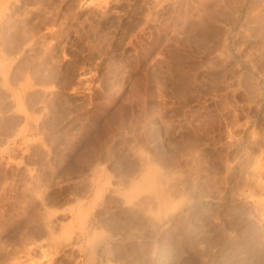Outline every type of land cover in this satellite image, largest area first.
Masks as SVG:
<instances>
[{"label": "rangeland", "instance_id": "374dc122", "mask_svg": "<svg viewBox=\"0 0 264 264\" xmlns=\"http://www.w3.org/2000/svg\"><path fill=\"white\" fill-rule=\"evenodd\" d=\"M155 1L0 0V264H264V0Z\"/></svg>", "mask_w": 264, "mask_h": 264}, {"label": "bare ground", "instance_id": "6f19581e", "mask_svg": "<svg viewBox=\"0 0 264 264\" xmlns=\"http://www.w3.org/2000/svg\"><path fill=\"white\" fill-rule=\"evenodd\" d=\"M145 1H146V0H145ZM152 1H153V0H152ZM156 1H157V0H156ZM156 1H155V3H156ZM192 1H193V0H192ZM199 1H200V0H199ZM240 1H241V0H240ZM247 1H248V0H244L243 2H247ZM257 1L259 2V0H257ZM257 1H256V2H257ZM171 2H172V1H171ZM197 2H198V1H197ZM197 2H196V3H197ZM228 2H230V1H228ZM236 2H238V1H236ZM254 2H255V0H254ZM256 2H255V3H256ZM188 3H189V2H188ZM224 3H225V2H224ZM234 3H235V2H234ZM240 3H241V2H240ZM259 3H260V2H259ZM102 4H103V3H102ZM197 4H198V3H197ZM237 4H238V3H236V5H237ZM260 4H261V6H259V8L261 7L262 9H264V6H262V3H260ZM100 5H101V4H100ZM103 5H104V4H103ZM159 5H162V4H159ZM159 5H158V6H159ZM230 5H231V4H230ZM258 5H259V4H258ZM148 6H149V4H148ZM191 6H192V5H191ZM200 6H201V4H200ZM233 6H234V5H233ZM231 7H232V6H231ZM126 8H127V7H126ZM158 8H159V7H158ZM248 8H249V7H248ZM259 8H257V9H259ZM160 9H161V8H160ZM187 9H189V8H187ZM233 9H234V8H233ZM238 9H239V8H238ZM154 10H155V9H154ZM182 10H183V9H182ZM230 10H231V9H230ZM253 10H254L253 13H252L253 18H254L256 21H258L259 23H260V20H259V19H261V23H264V12H261L262 10H260V11H259V10H255V9H253ZM188 11H189V10H188ZM194 11H195V10H194ZM215 11H216V10H215ZM235 11H238V10H234V12H235ZM251 11H252V10H251ZM158 12H159V11H158ZM247 12H248V10H247ZM201 13H202V12H201ZM204 13H205V11H204ZM206 13H207V12H206ZM236 13H237V12H236ZM238 13H239V12H238ZM238 13H237V14H238ZM168 14H169V13H168ZM184 14H185V13H184ZM208 14H209V13H208ZM247 14H248V13H247ZM132 15H133V14H132ZM176 15H177V14H176ZM206 15H207V14H206ZM230 15H231V14H230ZM153 16H154V15H153ZM215 16H216V15H215ZM234 16H235V15H234ZM249 16H250V15H249ZM252 16H251V18H252ZM200 17H201V16H200ZM208 17H209V15H208ZM208 17H207V18H208ZM210 17H211V16H210ZM212 17H214V16H212ZM224 17H225V16H224ZM194 18H195V17H194ZM196 18H197V17H196ZM204 18H205V17H204ZM207 18H206V19H207ZM214 18H215V17H214ZM249 18H250V17H249ZM253 18H252V20H253ZM209 19H210V18H209ZM215 19H216V21H218L217 18H215ZM230 19H231V18H230ZM247 19H248V18H247ZM150 20H151V19H150ZM198 20H199V18H198ZM200 20H201V18H200ZM200 20H199V21H200ZM207 20H208V19H207ZM210 20H212V19H210ZM210 20H209V21H210ZM226 20H227V18H226ZM165 21H166V20H165ZM195 21H196V20H195ZM219 21H220V20H219ZM243 21H244V19H243ZM214 22H215V20H214ZM253 22H254V21H253ZM145 23H146V22H145ZM147 23H148V22H147ZM154 23H155V22H154ZM205 23H206V21H205ZM205 23H204V24H205ZM223 23H224V22H223ZM259 23H258V24H259ZM167 24H168V23H167ZM201 24H202V22H201ZM210 24H211V23H210ZM231 24H232V22H231ZM251 24H252V23H251ZM251 24H250V25H251ZM254 24H255V22H254ZM256 24H257V23H256ZM256 24H255V25H256ZM258 24H257V25H258ZM207 25H208V24H207ZM252 25H253V24H252ZM259 25H260V24H259ZM148 26H149V25H148ZM253 26H254V25H253ZM164 27H165V26H164ZM169 27H170V26H169ZM246 27H247V26H246ZM246 27H243V28H246ZM256 27H257V26H256ZM199 28H200V27H199ZM201 28H202V27H201ZM208 28H209V27H208ZM215 28H216V27H215ZM243 28H241V29H243ZM260 28H261V27L259 26V31H258V32H260ZM137 29H138V28H137ZM165 29H166V28H165ZM196 29H197V28H196ZM227 29H228V28H227ZM238 29H239V28H238ZM256 29H257V28H256ZM50 30H51V29H50ZM244 30H245V29H244ZM254 30H255V29H254ZM143 31H144V30H143ZM205 31H206V30H205ZM205 31H204V33H205ZM210 31H211V30H210ZM247 31H248V30H247ZM261 31H262V29H261ZM159 32H160V31H159ZM237 32H238V31L235 32V33H236V34H235L236 36H238V34H239V33H237ZM240 32H241V31H240ZM245 32H246V30H245ZM251 32H252V31H251ZM262 32H264V31H262ZM141 33H142V32H141ZM248 33H249V32H248ZM198 34H199V33H198ZM228 34H229V33H228ZM260 34H261V33H260ZM124 35H125V34H124ZM151 35H152V33H151ZM173 35H174V34H173ZM173 35H172V36H173ZM212 35H214V34H212ZM230 35H231V34H229V36H230ZM250 35H251V33H250ZM261 35H264V33H262ZM43 36H44V35H43ZM158 36H159V35H158ZM186 36H187V35H186ZM199 36H200V35H199ZM222 36H223V35H222ZM224 36H225V35H224ZM226 36H227V34H226ZM233 36H234V35H233ZM106 37H107V36H106ZM174 37H175V35H174ZM176 37H177V36H176ZM204 37H205V36H204ZM204 37H203V38H204ZM209 37H210V36H209ZM249 37H250V36H249ZM252 37H253V36H252ZM252 37H251V38H252ZM258 37H260L259 34H258ZM261 37H262V36H261ZM157 38H158V37H157ZM238 38H239V37H238ZM255 38H256V37H255ZM138 39H139V38H138ZM193 39H194V38H193ZM211 39H212V38H211ZM223 39H224V38H223ZM232 39H234V37H233ZM205 40H206V39H205ZM216 40H217V39H216ZM243 40H244V39H243ZM175 41H177V40H175ZM194 41H195V40H194ZM225 41H226V40H225ZM246 41H247V40H246ZM260 41H264V37H262V39L260 38ZM207 42H210V40H209V41L207 40ZM215 42H217V41H215ZM240 42H241V41H240ZM243 42H244V41H243ZM174 43H175V42H174ZM187 43H188V42H187ZM201 43H203V42H201ZM221 43H222V44L224 43V45H225V47H222V49L224 48V49L222 50V51H223L222 54L224 53L225 49H226V51L228 52L229 49H227V46H228L227 43H226V44H225V42H221ZM236 43H237V45H238V42H236ZM247 43H248V42H247ZM89 44H90V43H89ZM168 44H169V43H168ZM205 44H206V43H205ZM222 44H221V45H222ZM243 44H244V43H243ZM245 44H246V43H245ZM258 44H259V43H258ZM258 44H257V46H258ZM262 44H264V43H262ZM147 45H148V44H147ZM182 45H183V44H182ZM184 45H185V44H184ZM202 45H203V44H202ZM219 45H220V44H219ZM231 45H233V44H231ZM235 45H236V44H234V46H235ZM129 46H130V45H129ZM133 46H134V45H133ZM171 46H172V45H171ZM203 46H204V45H203ZM241 46H242V45H241ZM241 46H239V47H241ZM262 46H264V45H262ZM89 47H90V46H89ZM144 47H145V46H144ZM179 47H180V46H179ZM198 47H199V46H198ZM259 47H260V46H259ZM233 48L235 49V47H233ZM170 49H171V48H170ZM172 49H173V48H172ZM199 49H200V48H199ZM202 49H204V48H202ZM247 49H248V48H247ZM261 49H262V48H261ZM174 50H175V49H174ZM220 50H221V48H220ZM243 50H244V49H243ZM200 51H201V50H200ZM216 51H217V50H216ZM248 51H249V50H248ZM250 51H251V50H250ZM157 52H158V51H157ZM234 52H235V50H234ZM253 52H254V51H253ZM137 53H138V52H137ZM140 53H141V52H140ZM216 53H217V52H216ZM228 53H229V52H228ZM228 53H227V54H228ZM236 53H238V52H237V49H236L235 54H236ZM251 53H252V52H251ZM256 53H257V52H256ZM206 54H207V53H206ZM222 54H221V56H222ZM239 54H240V53H239ZM225 55H226V54H225ZM246 55H247V54H246ZM223 56H224V55H223ZM228 56H230V53L228 54ZM239 56H240V55H239ZM239 56H238V57H239ZM242 56H244V55H242ZM242 56H241V57H242ZM0 57H1V56H0ZM219 57H220V56H219ZM262 57H264V56H262ZM242 58H243V57H242ZM242 58H241V59H242ZM244 58H245V57H244ZM249 58H251V57H249ZM195 59H196V58H195ZM223 59H225V57H224ZM134 61H135V60H134ZM205 61H206V60H205ZM228 61H229V60H228ZM242 61H243V60H242ZM261 61H262V60H261ZM113 62H114V61H113ZM222 63H223V62H222ZM252 64H253V63H252ZM96 65H97V64H96ZM255 65H257V64H255ZM258 65H259V64H258ZM251 66H252V65H251ZM253 66H254V65H253ZM252 68H253V67H252ZM252 68H251V69H252ZM254 69H255V68H254ZM237 70H238V68H237ZM137 71H138V70H137ZM259 71H261V70H259ZM259 71H258V72H259ZM0 72H1V71H0ZM50 72H51V71H50ZM255 73H256V72H255ZM231 74H232V73H231ZM102 75H103V74H102ZM237 75H238V74H237ZM261 75H262V74H261ZM259 76H260V73H259ZM2 77H3V76H2ZM222 77H223V76H222ZM260 77H261V76H260ZM131 79H132V78H131ZM237 79H238V78H237ZM239 79H240V78H239ZM121 81H122V80H121ZM214 81H215V80H214ZM234 81H235V80H234ZM219 83H220V82H219ZM244 83H245V82H244ZM249 84H250V83H249ZM255 84H256V83H255ZM252 85H253V83H252ZM259 86H260V85H259ZM253 88H254V87H253ZM133 89H134V88H133ZM179 89H180V88H179ZM134 90H135V89H134ZM114 92H115V91H114ZM132 92H133V91H132ZM202 92H203V91H202ZM77 93H79V92H77ZM181 93H182V92H181ZM257 93H258V92H257ZM94 94H95V93H94ZM258 94H259V93H258ZM80 95H81V94H80ZM111 95H112V94H111ZM130 97H131V96H130ZM225 98H226V97H225ZM254 99H255V98H254ZM102 100H103V99H102ZM142 100H143V99H142ZM225 101H226V100H225ZM225 101H224V102H225ZM249 101H250V99H249ZM225 105H226V104H225ZM184 108H185V107H184ZM244 108H245V107H244ZM20 109H21V108H20ZM20 109H19V110H20ZM136 110H137V109H136ZM168 110H169V109H168ZM129 111H130V110H129ZM219 111H220V110H219ZM148 112H149V111H148ZM233 112H234V111H233ZM234 113H235V112H234ZM21 114H22V113H21ZM90 114H91V113H90ZM23 115H24V114H23ZM149 116H150V115H149ZM183 116H184V115H183ZM231 116H232V115H231ZM184 117H185V116H184ZM195 117H196V116H195ZM245 117H246V116H245ZM92 118H93V117H92ZM169 118H170V117H169ZM178 118H179V117H178ZM178 118H177V119H178ZM236 118H237V117H236ZM148 119H149V118H148ZM243 119H244V118H243ZM137 120H138V119H137ZM235 120H236V119H235ZM27 121H28V120H27ZM183 121H184V120H183ZM120 122H121V121H120ZM146 122H147V121H146ZM207 122H209V121H207ZM137 125H138V124H137ZM84 126H85V125H84ZM208 126H209V125H208ZM243 126H244V125H243ZM243 126H242V127H243ZM232 127H233V126H232ZM228 129H229V128H228ZM33 131H34V130H33ZM198 132H199V131H198ZM251 132H252V131H251ZM117 133H118V132H117ZM122 133H123V132H122ZM246 133H247V132H246ZM93 134H94V133H93ZM249 134H250V133H249ZM253 134H254V133H253ZM256 135H257V134H256ZM109 136H110V135H109ZM200 136H201V135H200ZM253 136H255V135H253ZM164 137H165V136H164ZM81 138H82V137H81ZM186 138H187V137H186ZM189 138H190V137H189ZM77 140H78V139H77ZM83 140H84V139H83ZM91 140H92V139H91ZM201 140H202V138H201ZM257 140H258V139H257ZM100 141H101V140H100ZM121 141H122V140H121ZM206 141H207V140H206ZM208 141H209V140H208ZM244 141H245V140H244ZM253 142H254V141H253ZM195 144H196V143H195ZM49 145H50V144H49ZM193 145H194V144H193ZM236 145H237V144H236ZM85 146H86V145H85ZM98 146H99V145H98ZM201 148H202V147H201ZM168 150H169V149H168ZM225 150H226V149H225ZM87 151H88V150H87ZM94 151H95V150H94ZM105 151H106V150H105ZM195 151H196V150H195ZM177 152H178V151H177ZM177 152H176V153H177ZM250 152H251V151H250ZM252 152H253V151H252ZM172 153H173V152H172ZM210 153H211V152H210ZM218 153H219V152H218ZM196 154H197V153H196ZM192 155H193V154H192ZM217 155H218V154H217ZM87 156H88V155H87ZM166 156H167V155H166ZM179 157H180V156H179ZM195 157H197V156H195ZM79 158H80V157H79ZM186 158H187V157H186ZM190 158H191V157H190ZM249 158H250V157H249ZM192 159H193V158H192ZM194 159H195V158H194ZM221 159H222V158H221ZM152 160H153V159H152ZM190 160H191V159H190ZM156 161H157V160H156ZM174 161H175V160H174ZM222 161H223V160H222ZM244 161H245V160H244ZM137 162H138V161H137ZM145 162H146V161H145ZM207 162H208V161H207ZM199 163H200V162H199ZM243 163H244V162H243ZM255 163H257V162H255ZM253 164H254V163H253ZM239 165H240V164H239ZM256 165H257V164H256ZM102 166H103V165H102ZM196 166H197V165H196ZM251 166H252V165H251ZM194 167H195V166H194ZM198 167H199V166H198ZM242 167H243V164H242ZM242 167L240 166V168H242ZM245 167H247V166H245ZM253 167H254V166H253ZM51 169H52V168H51ZM144 169H145V168H144ZM213 169H214V168H213ZM242 169H243V168H242ZM249 169H250V168H249ZM255 170H256V169H255ZM255 170H254V171H255ZM258 170H259V169H258ZM88 171H89V170H88ZM239 171H240V170H239ZM242 171H243V170H242ZM167 172H168V171H167ZM243 172H246V171H243ZM260 172H261V171H260ZM233 173L235 174V172H233ZM233 173H232V174H233ZM164 174H165V173H164ZM170 174H171V173H170ZM176 174H177V173H176ZM207 174H208V173H207ZM220 174H221V173H220ZM234 174H233V175H234ZM253 174H255V173H253ZM235 175H236V174H235ZM244 175H245V174H244ZM246 175H247V174H246ZM246 175H245V177H247V178H245V179L247 180V179H248V175H247V176H246ZM241 176H242V175H241ZM170 177H171V176H170ZM193 177H194V176H193ZM251 177H252V176H251ZM184 178H185V177H184ZM233 178H234V177H233ZM235 178H236V177H235ZM242 178H243V182H245L246 180L244 181V177H242ZM249 179H250V178H249ZM159 180H160V179H159ZM166 180H167V179H166ZM241 180H242V179H241ZM78 181H79V180H78ZM84 181H85V180H84ZM168 181H169V180H168ZM257 181H258V180H256V182H257ZM259 181H260V180H259ZM70 182H71V181H70ZM163 182H164V181H163ZM239 182H240V181H239ZM248 182L251 183V180H250V181L248 180ZM254 183H255V181H254ZM257 183H258V182H257ZM260 183L262 184L261 181H260ZM75 184H76V183H75ZM139 184H140V183H139ZM139 184H138V185H139ZM190 184H191V183H190ZM219 184H221V183H219ZM224 184H225V183H224ZM237 184H238V183H237ZM242 184H243V187H245L244 183H242ZM245 184H246V183H245ZM255 184H256V183H255ZM258 184H259V183H258ZM140 185H141V184H140ZM152 185H153V184H152ZM158 185H159V184H158ZM256 185H257V184H256ZM141 186H142V185H141ZM150 186H151V185H150ZM222 186H223V185H222ZM246 186H249V185L247 184ZM253 186H254V184H253ZM262 186H264V185H262ZM262 186H260V190H262L261 188H264V187H262ZM116 187H117V186H116ZM151 187H152V186H151ZM233 187H234V186H233ZM243 187H242V188H243ZM254 187H255V186H254ZM42 188H43V187H42ZM153 188H154V187H153ZM237 188H238V186H237ZM240 188H241V187H240ZM248 188H250V186L247 187V189H248ZM101 189H102V188H101ZM160 189H161V188H160ZM98 190H99V189H98ZM133 190H134V189H133ZM171 190H172V189H171ZM186 190H187V189H186ZM242 190H243V189H242ZM142 191H143V190H142ZM147 191H148V190H147ZM147 191H146V192H147ZM239 191H240V189H239ZM250 191H251V188H250ZM32 192H33V191H32ZM37 192H38V191H37ZM140 192H141V191H140ZM146 192H145V193H146ZM172 192H173V191H172ZM172 192H171V193H172ZM176 192H177V191H176ZM233 192H234V191H233ZM256 192H257V191H256ZM262 192H264V191H262ZM262 192H261V193H262ZM98 193H99V192H98ZM98 193H96V194H98ZM142 193H143V192H142ZM173 193H174V192H173ZM173 193H172V194H173ZM237 193H238V192H237ZM160 194H161V193H160ZM168 194H169V193H168ZM168 194H167V195H168ZM172 194H171V195H172ZM176 194H177V193H176ZM246 194H247V193H246ZM252 194H253V193H252ZM99 195H100V194H99ZM99 195H97V197H98ZM148 195H149V194H148ZM150 195H151V194H150ZM154 195H155V194H154ZM259 195H260V194H259ZM145 196H146V195H145ZM169 196H170V195H169ZM244 196H246V195H244ZM162 197H163V196H162ZM182 197H183V196H182ZM125 198H126L127 201H131V199H130L129 196L126 195ZM153 199H154V198H153ZM31 200H32V199H31ZM155 200H156V199H155ZM203 200H204V199H203ZM137 201H138V200H137ZM144 201H145V200H144ZM167 201H168V200H167ZM173 201H174V200H173ZM131 202H132V201H131ZM131 202H130V203H131ZM165 202H166V201H165ZM189 202H190V201H189ZM214 202H215V201H214ZM162 203H163V202H162ZM167 203H168V202H167ZM167 203H166V207H167ZM260 203H261V202H260ZM171 204H172V203H171ZM262 204H264V202H262ZM262 204H261V205H262ZM150 205H151V204H150ZM164 205H165V204H164ZM189 205H190V204H189ZM259 205H260V204H259ZM38 206H39V205H38ZM121 206H122V205H121ZM141 206H142V205H141ZM146 206H147V205H146ZM171 206H172V205H171ZM142 207H143V206H142ZM174 207H175V206H174ZM261 207H262V206H261ZM138 208H139V207H138ZM176 208H177V206H176ZM176 208H175V209H176ZM165 209H166V208H165ZM172 209H173V208H172ZM175 209H174V210H175ZM261 209H262V211H261L262 214H264V208H261ZM261 209H260V210H261ZM151 210H152V209H151ZM176 211H177V210H176ZM45 212H46V211H45ZM140 212H141V211H140ZM170 212H171V211H170ZM174 212H175V211H174ZM147 213H148V212H147ZM47 214H48V213H47ZM145 214H146V213H145ZM165 214H166V212H165ZM169 215H170V214H169ZM150 216H151V215H150ZM165 216H166V215H165ZM163 217H164V216H163ZM148 219H149V218H148ZM79 220H80V219H79ZM47 221H48V220H47ZM147 221H148V220H147ZM1 223H2V222H1ZM81 223H82V221H81ZM79 224H80V223H79ZM192 225H193V224H192ZM0 228H1V227H0ZM70 228H71V227H70ZM82 228H83V227H82ZM62 229H63V228H62ZM64 230H67V227H65ZM69 230H70V229H69ZM71 230H72V229H71ZM81 230H82V229H81ZM61 231H63V230H61ZM195 231H196V230H195ZM72 233H73V232H72ZM51 234H52V233H51ZM77 235H78V234H77ZM71 237H72V236H71V233L68 232V231H67V232H64V233H63V236H62V238H63L64 241H69V240L71 239ZM168 239H169V238H168ZM33 241H34V239H33ZM52 241H53V240H52ZM92 241H93V240H92ZM56 243H57V242H56ZM67 243H68V242H67ZM53 244H54V243H53ZM92 244H93V243H92ZM94 244H95V243H94ZM94 244H93V245H94ZM62 247H63V246H62ZM91 248H92V247H91ZM63 249H64V248H63ZM39 250H40V249H39ZM93 250H94V249H93ZM89 251H90V250H89ZM35 252H36V251H35ZM27 253H28V252H27ZM44 253H45V251H44ZM59 253H60V252H59ZM2 254H3V253H2ZM41 255H42V254H41ZM46 256H47V255H46ZM88 256H90V255H88ZM41 257H42V256H41ZM92 258H93V257H92ZM48 260H49V259H48ZM106 263H107V262H106ZM50 264H51V263H50ZM90 264H94V263L91 262Z\"/></svg>", "mask_w": 264, "mask_h": 264}]
</instances>
